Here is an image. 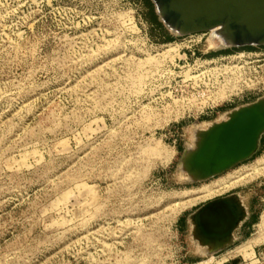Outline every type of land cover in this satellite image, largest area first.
I'll return each instance as SVG.
<instances>
[{"label":"rangeland","instance_id":"obj_1","mask_svg":"<svg viewBox=\"0 0 264 264\" xmlns=\"http://www.w3.org/2000/svg\"><path fill=\"white\" fill-rule=\"evenodd\" d=\"M151 17L145 0H0V264H264V135L206 181L185 183L178 164L201 131L264 96V46L213 48L206 32L208 53L253 54L255 89L175 119L162 59L174 35ZM231 193L252 214L211 254L189 216Z\"/></svg>","mask_w":264,"mask_h":264},{"label":"water","instance_id":"obj_2","mask_svg":"<svg viewBox=\"0 0 264 264\" xmlns=\"http://www.w3.org/2000/svg\"><path fill=\"white\" fill-rule=\"evenodd\" d=\"M158 20L174 36L218 28L220 49L264 46V0H150ZM264 135V96L232 108L226 119L200 132L193 149L178 164L185 183L206 181L251 158ZM229 194L208 200L189 216L190 233L214 254L234 241L248 217L246 206ZM227 264H238L237 259Z\"/></svg>","mask_w":264,"mask_h":264},{"label":"built area","instance_id":"obj_3","mask_svg":"<svg viewBox=\"0 0 264 264\" xmlns=\"http://www.w3.org/2000/svg\"><path fill=\"white\" fill-rule=\"evenodd\" d=\"M205 33L175 37L162 44L167 47L162 59L169 61L170 67L163 100L172 105L175 119L201 118L255 89L252 76L256 72L242 59L253 54L207 57V50L201 49Z\"/></svg>","mask_w":264,"mask_h":264},{"label":"bare ground","instance_id":"obj_4","mask_svg":"<svg viewBox=\"0 0 264 264\" xmlns=\"http://www.w3.org/2000/svg\"><path fill=\"white\" fill-rule=\"evenodd\" d=\"M218 28H214V29H211L209 32H210V36H211V45L213 46V48H220L222 45H223V38L221 37V36H219L217 33H218ZM210 39V38H209ZM228 114H229V111L228 112H226L225 113V115H226V118H227V116H228ZM226 118H224V119H226ZM223 119V120H224ZM209 127V126H208ZM207 127V128H208ZM193 128V127H192ZM202 128H201V125H198V126H196V127H194L193 128V132L192 133H194V135H196V136H198V132L201 130ZM206 129V128H205ZM195 141H197V140H195ZM194 141V142H195ZM195 147V146H194ZM194 147H192V149L194 148ZM200 240V239H199ZM198 241V240H197ZM200 242V241H199ZM198 243V242H197ZM209 247V246H208ZM209 249H210V247H209ZM201 250V249H200ZM202 251V250H201ZM204 252V251H203ZM206 252H209V250L208 251H206ZM205 252V253H206ZM202 253V252H201ZM204 253V254H205ZM210 253V252H209Z\"/></svg>","mask_w":264,"mask_h":264},{"label":"trees","instance_id":"obj_5","mask_svg":"<svg viewBox=\"0 0 264 264\" xmlns=\"http://www.w3.org/2000/svg\"><path fill=\"white\" fill-rule=\"evenodd\" d=\"M146 1V3L148 4V6H149V9H150V12H151V18H152V20L153 21H155V23L157 24V25H160V26H162V24H161V22H158L157 21V15H156V13L153 11V8H152V2H150V0H145ZM175 39V37L174 36H172V35H170V34H168V33H166V32H164V38H163V42H170V41H172V40H174ZM252 48V46H245V47H241L240 49H251ZM221 53H223V51H219V52H210V53H208L206 56L207 57H212V56H216V55H218V54H221ZM225 53V52H224Z\"/></svg>","mask_w":264,"mask_h":264},{"label":"crops","instance_id":"obj_6","mask_svg":"<svg viewBox=\"0 0 264 264\" xmlns=\"http://www.w3.org/2000/svg\"><path fill=\"white\" fill-rule=\"evenodd\" d=\"M249 102H252V100L251 101H246V102H244V103H241L240 105H242V104H246V103H249ZM247 208V212H248V217L245 219V221L240 225V228H239V230L240 229H242V227H243V229H246L247 228V220H248V218L250 217V215L252 214V212H250L251 211V209L252 208H250V207H246ZM244 227H246V228H244ZM246 231V230H245Z\"/></svg>","mask_w":264,"mask_h":264},{"label":"flooded vegetation","instance_id":"obj_7","mask_svg":"<svg viewBox=\"0 0 264 264\" xmlns=\"http://www.w3.org/2000/svg\"><path fill=\"white\" fill-rule=\"evenodd\" d=\"M232 194V193H231ZM229 195V194H228ZM226 196V195H225ZM219 197H221V196H219ZM217 198V197H216Z\"/></svg>","mask_w":264,"mask_h":264}]
</instances>
